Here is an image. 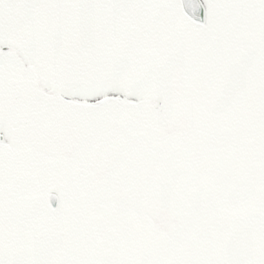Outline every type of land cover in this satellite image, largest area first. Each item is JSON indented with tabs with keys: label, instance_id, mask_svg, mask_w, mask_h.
Masks as SVG:
<instances>
[{
	"label": "snow or ice",
	"instance_id": "1",
	"mask_svg": "<svg viewBox=\"0 0 264 264\" xmlns=\"http://www.w3.org/2000/svg\"><path fill=\"white\" fill-rule=\"evenodd\" d=\"M0 264H264V0H0Z\"/></svg>",
	"mask_w": 264,
	"mask_h": 264
}]
</instances>
